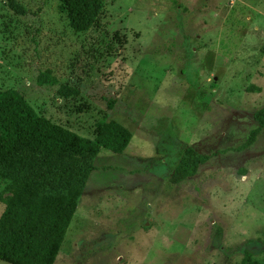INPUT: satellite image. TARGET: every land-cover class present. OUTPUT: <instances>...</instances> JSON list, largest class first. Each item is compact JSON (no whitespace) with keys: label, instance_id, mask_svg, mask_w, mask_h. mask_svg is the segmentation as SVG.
I'll list each match as a JSON object with an SVG mask.
<instances>
[{"label":"rangeland","instance_id":"rangeland-1","mask_svg":"<svg viewBox=\"0 0 264 264\" xmlns=\"http://www.w3.org/2000/svg\"><path fill=\"white\" fill-rule=\"evenodd\" d=\"M19 1L0 0V89L79 135L106 116L132 138L101 150L72 213L5 194L0 264L264 262V125L237 150L264 108V0H104L81 32L59 0ZM189 146L210 158L172 184Z\"/></svg>","mask_w":264,"mask_h":264},{"label":"trees","instance_id":"trees-1","mask_svg":"<svg viewBox=\"0 0 264 264\" xmlns=\"http://www.w3.org/2000/svg\"><path fill=\"white\" fill-rule=\"evenodd\" d=\"M18 15L27 14L19 0H4ZM69 25L77 32L94 28L104 11V0H59ZM50 78V79H49ZM53 80L47 74L38 76L44 84ZM60 96L78 93V88L61 84ZM259 127L239 146H250L264 125V108L255 113ZM132 138L131 131L106 116L96 122L93 138L53 122L13 88L0 89V200L5 194H24L30 199L50 201L66 213L76 211L90 174L97 168L95 159L102 149L122 153ZM210 156L189 146L185 149L169 180L180 184L195 175ZM252 243V240L249 241ZM245 250L241 264H264L255 250ZM262 248V247H258Z\"/></svg>","mask_w":264,"mask_h":264}]
</instances>
